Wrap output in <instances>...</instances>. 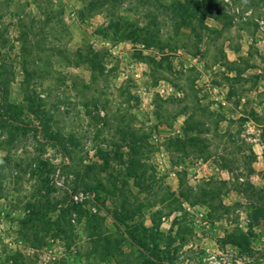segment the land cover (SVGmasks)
I'll return each instance as SVG.
<instances>
[{"label":"rangeland","instance_id":"obj_1","mask_svg":"<svg viewBox=\"0 0 264 264\" xmlns=\"http://www.w3.org/2000/svg\"><path fill=\"white\" fill-rule=\"evenodd\" d=\"M264 264V0H0V264Z\"/></svg>","mask_w":264,"mask_h":264},{"label":"built area","instance_id":"obj_2","mask_svg":"<svg viewBox=\"0 0 264 264\" xmlns=\"http://www.w3.org/2000/svg\"><path fill=\"white\" fill-rule=\"evenodd\" d=\"M218 263H219V261L216 258V256L212 255V256L208 257L207 264H218Z\"/></svg>","mask_w":264,"mask_h":264}]
</instances>
